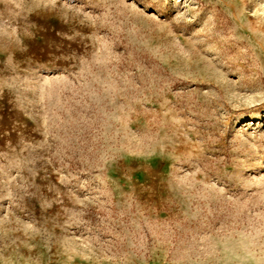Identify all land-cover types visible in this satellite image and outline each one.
<instances>
[{"label":"rangeland","instance_id":"obj_1","mask_svg":"<svg viewBox=\"0 0 264 264\" xmlns=\"http://www.w3.org/2000/svg\"><path fill=\"white\" fill-rule=\"evenodd\" d=\"M0 264H264V0H0Z\"/></svg>","mask_w":264,"mask_h":264}]
</instances>
